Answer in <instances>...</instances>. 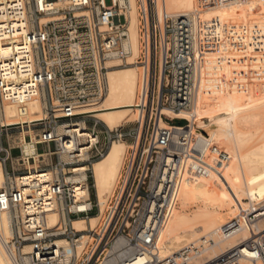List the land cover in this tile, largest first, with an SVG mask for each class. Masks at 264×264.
<instances>
[{"label": "built area", "instance_id": "1", "mask_svg": "<svg viewBox=\"0 0 264 264\" xmlns=\"http://www.w3.org/2000/svg\"><path fill=\"white\" fill-rule=\"evenodd\" d=\"M57 1L0 0V106L25 107L36 97L46 103L44 116L29 127L37 131L32 154L10 142L9 131L28 130L26 124L0 127V138L6 139L5 144L0 142L5 177L0 213L12 215L13 234L4 247L14 263L98 264L114 241L125 238L148 253V264H264L257 238L211 259L202 256L201 244L165 257L158 251L156 238L183 175L190 179L218 176L226 161L217 146L200 151L193 145L177 151L172 132L162 125L170 121L164 110L180 113L192 108L197 67L192 19L170 15L165 0H136L140 24L139 52L134 58L125 44L128 20L120 12L119 0H110L109 5L106 0H69L65 7H53ZM113 63L117 65L109 66ZM130 65L142 70L136 118L128 132L106 127L107 145L127 138L130 143L117 185L101 212L90 193L88 199L77 200L83 188L89 191L90 167L105 154L97 149L98 121L90 130L86 127L98 138L92 146L89 138L79 136V126H73L86 124V107L106 94L107 72ZM39 146L45 150L38 151ZM35 157L39 163L47 159L38 174L47 171L49 178L24 186L16 176L28 173L25 166L34 164ZM17 164L24 166L22 173ZM80 165L87 167L86 178L74 180L80 176L76 171ZM80 204L88 208L81 211ZM54 206L64 218L49 227L47 216ZM94 209L99 218L96 227L75 230L72 220L88 219ZM59 241L64 246H57Z\"/></svg>", "mask_w": 264, "mask_h": 264}, {"label": "bare ground", "instance_id": "2", "mask_svg": "<svg viewBox=\"0 0 264 264\" xmlns=\"http://www.w3.org/2000/svg\"><path fill=\"white\" fill-rule=\"evenodd\" d=\"M127 1H128V6H126L123 0H119V8H120V12H122L121 14H124L122 11L124 8L125 9L134 8V7H130L133 5H130L131 2H129V0ZM134 2L136 4L138 17H139L137 2L136 0H134ZM165 3H167L168 5L167 9L170 10L169 11L171 13L170 15L173 16L174 13L176 14L175 8H176L177 0H165ZM68 4H69V0H58L57 2H54L51 5L53 7L59 8V7H65ZM134 11L135 10L133 9V11L130 12L129 14L130 20L128 22V39L125 42V44H127V47L130 48L133 55L134 54L136 55L138 35L136 30L137 17ZM188 17L192 19L194 25V21L196 18L195 14L189 15ZM235 29L240 31L238 29V26L235 27ZM262 31H264V29ZM214 34L215 36H217V34L219 33L218 31H216V33L214 32ZM215 36L214 38H216ZM211 37L212 38H209V41L211 43V51L216 58L215 60L217 61L216 62L217 64L216 66H212L211 68H205L204 66L201 65L200 62H198V57L196 54V36H195L194 49L197 58V67H196L195 85H194L195 90H194V97H193L191 110L183 111L180 113H172L169 112L168 110L163 111V114L168 118H170V121L169 123H165L164 121H162V125L163 126L166 125V127H168L172 132L174 136V148L177 151L183 150L186 146L189 147L190 145H192L191 143H193L194 147L196 148L197 135L189 131L188 129L189 126L184 124V122L186 120L191 123L195 121L197 116L196 108L198 115H200L201 112V114L204 117L207 113V110H209L207 108L210 106V105L208 106L206 102L204 104V97H206V95L216 94L208 90L209 85H207L206 83H208L211 78L210 79L207 78L206 75L211 77L214 73L220 71L219 70L220 68L218 69V66L220 62H222L221 59L223 58L219 59L216 56L218 55L217 54L218 50L216 44L214 45L215 40L213 39V36ZM219 38H217V40H220ZM263 40L264 39L262 38L261 41L263 42ZM220 42L222 43L223 40H221ZM240 45L238 46L239 48L238 47L237 48L238 49L241 48L242 50V47ZM241 50L238 51L240 52ZM218 59L221 61L219 62ZM116 65H117L116 63L109 64V66H116ZM139 70L141 69L138 68L136 65H134L133 68L126 70H119L117 68L109 70L106 74L107 92L103 96V98L99 101V103L97 102L96 104L89 105L86 107L87 110L86 112L89 113L88 117L95 119L98 122H101L110 131H112L115 127H117L119 123L121 124V122L125 120L128 116L133 115L135 117L136 116L134 110L135 99L142 75V70H141L139 77L138 74ZM213 71L214 73H212ZM45 109H46V103L43 100H41L39 97L31 99L25 105V107H22L18 104L3 103L0 106V118H1L0 127L7 128L16 125H20L21 127H24V124H26L27 127L29 128L32 123L40 120L44 116ZM77 126H79V128L81 129L78 131L79 136L84 138L85 137L89 138L90 146H92L95 142L98 141L97 136L93 135L87 130L85 123L81 122L77 125H74L73 127H77ZM29 130H31V128H29L27 131ZM24 131L25 130L22 129L21 131L22 135H20L19 142L17 143V145L23 146L24 152L27 155H30L34 151V142H33L34 140L31 143L26 142L24 139L25 137ZM117 141L118 140L112 141L108 151L103 155L101 159H99V161L92 164L93 168L91 167V171H92L91 174L94 181L96 197L101 209L105 208L108 192L117 178V175L119 173L123 161V156L125 153L126 145ZM88 149L89 147H86L85 151H88ZM249 154H250L249 156H251V159L249 160L245 159L246 162L248 163L246 164L244 163V165L242 164L243 183L241 182L242 183L241 189L244 191V193H246V197L247 200H249L250 205H253L255 207L256 202H258L260 199L264 200V148L259 149V151L257 149L256 152L254 151ZM26 168L30 170L28 173L23 174L21 176H16L17 182L24 183V186L31 185V182L37 180L38 182L39 181L46 182L49 178V173L47 171L43 172L42 174H38L39 172H38L36 157H35V163L27 164ZM86 170H87L86 166L80 165L76 169V171L80 173V176L76 177L74 180L86 178V174L84 173ZM256 170H259L260 172L257 173L255 172ZM4 182H5V177L3 174L2 166L0 164V187H2ZM195 190H197V193L200 196L204 197L209 207H212L214 202L218 204L217 208L221 204L223 207H226L228 209V214L222 217L216 216L214 213L215 211H210L206 208L200 209L192 218L185 217L182 212H181L182 216L181 217L179 216L178 218L175 215L177 212L174 214V216L171 215V217L169 213L163 225L161 226L156 238L158 251L162 256L164 257L168 256L189 245L197 246L201 244L203 245L202 256L211 259L229 251L234 247H237L238 245L246 242L249 239L257 237L262 232H264V226L261 224L264 221V209L254 210V211L252 210L253 212L251 214L248 213L249 215H247L248 218L246 219V217L243 214H241L242 206L236 205V203H239L238 202L239 198L229 199V197L227 198L226 196L223 197L222 196L223 194L220 195L219 191L217 190V184L214 182L210 183L205 178L190 179L184 174L177 187L174 197V202L170 211L177 209L181 211V208H179L180 201L189 199L191 197L190 192ZM88 198H89V192L87 188H83L80 192L77 193V200H86ZM87 208H88L87 204L79 205V210L81 211ZM214 208L212 207V209ZM56 209L57 208L54 206L52 209L53 211L48 213L47 223L49 227H53L58 220L64 218V214L59 209L57 210ZM178 213L180 214V212ZM242 213L244 212L242 211ZM84 219L78 218L72 220V225L79 232L85 230L84 224L86 223V221ZM89 220L91 222L90 226L93 228L97 222V218L95 217ZM224 227L225 229H223ZM12 234H13L12 215L10 212H1L0 213V264H15L13 259L10 257V255L7 253L4 247V242L9 240ZM193 237H197L196 240H192L187 245L186 243ZM206 237L212 239L213 242L212 245L209 244V240ZM56 244L57 246H64V243L62 241H59ZM261 246H262V250L264 251V244H261ZM178 248L179 250L173 252V250ZM29 250H30L29 247H26L24 249V251L26 252ZM106 251L101 255V257L106 253ZM119 257H123V259H121V262L118 261ZM148 261H149L148 253L143 252L137 247L131 245L127 239L119 238L116 241H114L110 246L107 253V257L99 261L98 264H148Z\"/></svg>", "mask_w": 264, "mask_h": 264}, {"label": "rangeland", "instance_id": "3", "mask_svg": "<svg viewBox=\"0 0 264 264\" xmlns=\"http://www.w3.org/2000/svg\"><path fill=\"white\" fill-rule=\"evenodd\" d=\"M129 2H131L130 5H133L130 7L134 8L126 9L127 12L123 10L122 11L124 14H126L129 22L130 12H132L133 9L135 10L134 12L137 17L136 30L138 35V54L140 18L138 17V11L134 0H129ZM106 4L109 5L110 0H106ZM165 5L167 9V3H165ZM126 6H128V4H126ZM175 9L176 14H173L174 17L189 16L193 14L196 16L194 21V30L196 36V54L198 57V62H200L205 68L216 66L217 61L215 60L216 58L211 51V43L209 41V38H212L211 36H213V39L215 40V42L213 41L214 45L216 44L218 50V55L216 56L219 59L223 58L221 59L222 62H220L221 60L218 59L220 62V64L218 62V69L220 68V71H217L216 73L213 71L212 73L214 74L211 77L206 75L207 78H211L210 80H212H209V82L206 83L209 85L208 90L210 92L216 93L212 95H206V97H204V104L206 102L208 106L210 105L209 107L207 106V109L209 110H207L206 115L203 117L201 112L200 115H198L196 108L197 116L195 121L192 123L185 121L184 124L189 126V131L197 135L196 150L204 151L208 147L217 146L225 154L226 161H224L222 168L219 170V175H210L205 179L210 183H216L217 190L219 191L220 195L223 194V197L226 196V198L229 197V199L239 198V203H236V205L242 206L241 209L244 213L241 211V214L247 217V215H249L248 213L251 214L254 210L264 209L263 199H260L258 202H256L254 207L253 205H250L249 200H247L246 193H244V191L241 189V185L243 183L242 164L244 165V163H248L246 160L251 159L249 153L254 151L256 152L257 149L259 151V149L264 148V45H262L264 44V40L263 42L261 41L262 38L264 39V31H262L264 29V0H227L226 2L214 0H209V2H206V0H177ZM169 11L170 10L167 9V12L171 14ZM236 25L240 31L235 29V27H237ZM216 31L219 33L217 36L214 34ZM235 34H239L240 36L237 35L239 36L237 37ZM214 36L216 38H214ZM217 38L220 40H217ZM221 40H223L222 43L220 42ZM238 44H242L240 45L242 50L241 48L238 49ZM238 50L241 51L239 52ZM137 54L133 55L134 58L137 56ZM133 67L134 65H130L126 67H119L117 69L126 70ZM140 71L141 70H139L138 73L139 77ZM135 118L136 116L134 117L133 115L128 116L121 122V124L119 123L118 126L116 125L117 127H115L113 130H122V132L130 131L134 126ZM94 120L95 119L90 117L87 118L86 127L88 130L91 129ZM165 123H169V121H166ZM106 129L107 128L104 124L98 122L97 126L95 127V133L103 132L104 134ZM24 130V135L26 136L27 141L31 140L32 142L34 140L33 142H35V136L37 135L36 129L32 128L29 131L26 129ZM9 135L11 145L19 146L17 143L19 142V137L22 135V133L18 130H12L9 131ZM5 141L6 139L4 137L0 138V142L3 144H5ZM117 142H121L126 145L124 153V156L126 157V154L129 150L130 141L126 143L125 140H118ZM191 144L193 145V143ZM110 145L111 144L107 145L106 141H103L102 139L101 142H99L97 149H102L106 153ZM192 145H190L189 148H191ZM43 149L45 150L43 147H38V151L40 152L43 151ZM12 155L16 156L17 151H14ZM124 156L117 178L108 192L105 208L110 195L113 193L117 185L118 178L124 164ZM41 162L42 163L37 162L38 168H43L44 165L48 163L46 158H43ZM15 168H21V166L19 167L16 165ZM255 172L259 173L260 171L256 170ZM88 187V192L91 193L92 202L98 203L93 177L90 173H88ZM190 194L191 197L189 199L180 201L179 208H181V211L179 209L171 210L169 212L170 217L171 215L174 216V214L177 212L175 214L177 218L179 216L181 217L182 213L185 217L192 218L200 209L205 208L210 211H215L214 213L216 216L222 217L228 214V209L223 207L221 204L217 208L218 204L214 202L212 207L215 208L212 209V207H209L204 197L197 193V190L191 191ZM99 209L101 212L104 211V209H101L100 206ZM93 212L95 216L89 215L88 219L79 218L86 221L84 224L85 230L91 225L89 219L95 217L97 218V222L94 227L92 228L90 226L92 229H94L99 222V218L96 216L97 210L94 209ZM178 212H180V214ZM261 224L264 226V221ZM74 229L76 230V228ZM223 229H225V227ZM196 238L197 237L191 238L186 244L188 245L192 240H196ZM206 238L209 240V244L212 245V239L209 237ZM255 238L260 239L261 244H264V232ZM108 250L99 261L107 257ZM176 250H179V248L173 250V252ZM121 259H123V257H119L118 261L121 262Z\"/></svg>", "mask_w": 264, "mask_h": 264}, {"label": "crops", "instance_id": "4", "mask_svg": "<svg viewBox=\"0 0 264 264\" xmlns=\"http://www.w3.org/2000/svg\"><path fill=\"white\" fill-rule=\"evenodd\" d=\"M94 131H95V129H94ZM98 134V137H99V142H101V140L103 139V141H105V138H104V134H103V132H100V133H97ZM102 137V138H101ZM130 141V139H125V142L126 143H128ZM40 163H42V162H40ZM19 167L21 166V168H16L17 170H21L20 171V173H22L23 172V170L22 169H24V166H23V168H22V165L21 164H17ZM6 169L9 171V166H6ZM90 193V192H89ZM90 197H91V193H90ZM91 216H95V214H94V212H93V214H91Z\"/></svg>", "mask_w": 264, "mask_h": 264}]
</instances>
